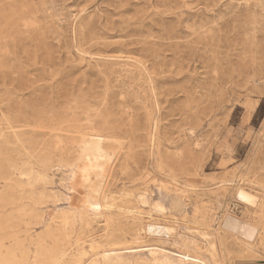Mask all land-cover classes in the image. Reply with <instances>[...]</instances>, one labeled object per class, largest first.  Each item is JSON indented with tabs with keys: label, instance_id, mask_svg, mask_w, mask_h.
Segmentation results:
<instances>
[{
	"label": "rangeland",
	"instance_id": "obj_1",
	"mask_svg": "<svg viewBox=\"0 0 264 264\" xmlns=\"http://www.w3.org/2000/svg\"><path fill=\"white\" fill-rule=\"evenodd\" d=\"M93 261L264 264V0H0V264Z\"/></svg>",
	"mask_w": 264,
	"mask_h": 264
},
{
	"label": "bare ground",
	"instance_id": "obj_2",
	"mask_svg": "<svg viewBox=\"0 0 264 264\" xmlns=\"http://www.w3.org/2000/svg\"><path fill=\"white\" fill-rule=\"evenodd\" d=\"M96 140V139H95ZM99 140V139H98ZM94 143V142H92ZM99 143V142H98ZM97 144V143H96ZM101 145V144H100ZM95 146V145H94ZM102 146V145H101ZM101 148V147H100ZM87 150V149H86ZM90 150V149H89ZM98 150V149H97ZM93 151V150H92ZM91 151V152H92ZM100 151H102L100 149ZM89 152V151H88ZM95 152H93L94 154ZM98 153V152H97ZM99 154V153H98ZM104 154V153H103ZM94 156V155H93ZM105 157V156H104ZM103 160V159H102ZM87 168L83 171L82 175H83V179L87 180L90 178L91 175V171L94 170L97 166H98V162L95 159H92L91 157L88 158V160L86 162ZM100 164V163H99ZM101 165V164H100ZM103 166V165H102ZM81 168V167H80ZM84 168V167H83ZM104 169V168H103ZM105 170V169H104ZM103 173V172H102ZM101 173V174H102ZM95 174V173H94ZM240 183V182H239ZM95 189V188H94ZM92 190V189H91ZM98 191V190H97ZM237 198L244 204H254L256 203V196H254L253 194L247 192L246 190H244L243 188H239L237 190ZM89 199V198H88ZM94 199V198H93ZM98 199V198H97ZM88 202V200H87ZM85 203V202H84ZM85 205V204H84ZM90 206V205H89ZM92 209L94 208V205H91ZM98 206V205H97ZM99 207V206H98ZM87 208V207H86ZM99 212V211H98ZM97 213V212H96ZM223 225L225 227H227L229 230L239 234V235H244L246 236V238H250L251 236H253L255 229L253 227H251L250 224H248L245 220H242L240 218H238L237 216L234 215H227L224 218V223ZM226 230V229H224ZM167 231V230H166ZM253 238V237H252ZM247 241V240H246ZM138 251V250H137ZM134 252V251H133ZM101 258V257H100ZM149 260V259H148ZM154 260V259H153ZM107 261V260H106ZM118 262V261H117ZM151 262V261H150ZM107 263V262H106ZM123 263V262H120ZM167 263V262H166ZM90 264H101L98 261H93ZM148 264V263H147Z\"/></svg>",
	"mask_w": 264,
	"mask_h": 264
}]
</instances>
